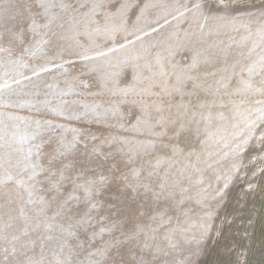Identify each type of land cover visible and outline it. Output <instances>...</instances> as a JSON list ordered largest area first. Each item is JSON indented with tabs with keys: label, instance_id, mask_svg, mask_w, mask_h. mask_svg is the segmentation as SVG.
Listing matches in <instances>:
<instances>
[{
	"label": "rangeland",
	"instance_id": "rangeland-1",
	"mask_svg": "<svg viewBox=\"0 0 264 264\" xmlns=\"http://www.w3.org/2000/svg\"><path fill=\"white\" fill-rule=\"evenodd\" d=\"M0 264H264V0H0Z\"/></svg>",
	"mask_w": 264,
	"mask_h": 264
},
{
	"label": "bare ground",
	"instance_id": "bare-ground-1",
	"mask_svg": "<svg viewBox=\"0 0 264 264\" xmlns=\"http://www.w3.org/2000/svg\"><path fill=\"white\" fill-rule=\"evenodd\" d=\"M30 136V135H29Z\"/></svg>",
	"mask_w": 264,
	"mask_h": 264
}]
</instances>
